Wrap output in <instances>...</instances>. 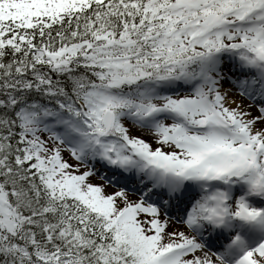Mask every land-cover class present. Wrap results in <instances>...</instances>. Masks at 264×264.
I'll return each mask as SVG.
<instances>
[{
	"label": "snow or ice",
	"instance_id": "6c2138e0",
	"mask_svg": "<svg viewBox=\"0 0 264 264\" xmlns=\"http://www.w3.org/2000/svg\"><path fill=\"white\" fill-rule=\"evenodd\" d=\"M0 264H264V0H0Z\"/></svg>",
	"mask_w": 264,
	"mask_h": 264
},
{
	"label": "rangeland",
	"instance_id": "374dc122",
	"mask_svg": "<svg viewBox=\"0 0 264 264\" xmlns=\"http://www.w3.org/2000/svg\"><path fill=\"white\" fill-rule=\"evenodd\" d=\"M226 87H227V85H226ZM244 103L247 104L248 102L247 101H244ZM252 111L255 113V111L253 109H252Z\"/></svg>",
	"mask_w": 264,
	"mask_h": 264
}]
</instances>
